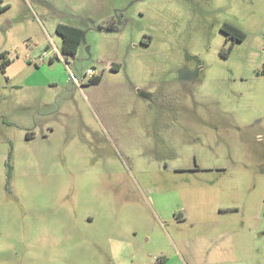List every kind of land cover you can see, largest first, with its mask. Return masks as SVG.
Listing matches in <instances>:
<instances>
[{
    "label": "rangeland",
    "instance_id": "1",
    "mask_svg": "<svg viewBox=\"0 0 264 264\" xmlns=\"http://www.w3.org/2000/svg\"><path fill=\"white\" fill-rule=\"evenodd\" d=\"M2 52L0 264H264V0H0Z\"/></svg>",
    "mask_w": 264,
    "mask_h": 264
},
{
    "label": "trees",
    "instance_id": "2",
    "mask_svg": "<svg viewBox=\"0 0 264 264\" xmlns=\"http://www.w3.org/2000/svg\"><path fill=\"white\" fill-rule=\"evenodd\" d=\"M56 30L62 36L63 53L75 55L84 38V30L81 27L64 23L58 24ZM221 30L226 35L232 37L234 41H242L246 38V33L241 28L231 23H223ZM0 60L3 71H6V67L11 63V60L7 57L6 52L0 53ZM113 68H115L114 65ZM262 72L264 73V66L262 68ZM100 80V75L93 76L90 79L92 83H98Z\"/></svg>",
    "mask_w": 264,
    "mask_h": 264
},
{
    "label": "built area",
    "instance_id": "3",
    "mask_svg": "<svg viewBox=\"0 0 264 264\" xmlns=\"http://www.w3.org/2000/svg\"><path fill=\"white\" fill-rule=\"evenodd\" d=\"M54 51L56 53L59 52V50L57 48H55ZM87 75L93 77V76H96L97 74H96V71L93 68H89L88 71H87ZM70 78L72 80H75V81L78 80L77 77H75V75L72 72L70 73Z\"/></svg>",
    "mask_w": 264,
    "mask_h": 264
},
{
    "label": "flooded vegetation",
    "instance_id": "4",
    "mask_svg": "<svg viewBox=\"0 0 264 264\" xmlns=\"http://www.w3.org/2000/svg\"><path fill=\"white\" fill-rule=\"evenodd\" d=\"M228 36V35H227ZM229 38L233 39L232 37L228 36ZM144 44H148V42H143Z\"/></svg>",
    "mask_w": 264,
    "mask_h": 264
},
{
    "label": "crops",
    "instance_id": "5",
    "mask_svg": "<svg viewBox=\"0 0 264 264\" xmlns=\"http://www.w3.org/2000/svg\"><path fill=\"white\" fill-rule=\"evenodd\" d=\"M71 25V24H70ZM75 26V25H74ZM78 27V26H77ZM118 65V64H117ZM115 68H119V67H117L116 65H115Z\"/></svg>",
    "mask_w": 264,
    "mask_h": 264
}]
</instances>
